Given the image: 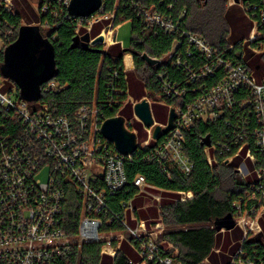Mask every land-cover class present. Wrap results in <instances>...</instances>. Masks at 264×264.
<instances>
[{"label":"built area","instance_id":"obj_1","mask_svg":"<svg viewBox=\"0 0 264 264\" xmlns=\"http://www.w3.org/2000/svg\"><path fill=\"white\" fill-rule=\"evenodd\" d=\"M71 2L0 0V51L12 42L20 24L36 25L49 32L52 19H82L76 35L89 34V46L100 44L108 50L122 46L117 41L120 21L131 20L134 15L143 31L173 36L168 52L161 56L146 53L157 60L156 64L147 63L144 53L140 57L159 69L154 97L171 102L174 126L163 131L169 119L165 124L154 120L147 126L134 110L135 118L144 126V137L139 139L136 119L125 118V127L137 135V149L128 156L103 135L102 125L107 119L104 107L120 105V111L133 100L122 86L135 69L134 53L129 48L123 49L122 62L111 68L107 99L83 105L72 116L60 113L54 99L18 98L16 83L0 74V115L4 116L0 120V264H62L74 243H102L101 254L115 257L123 239L131 242L141 258L139 262L130 259V264H184L177 259V250L172 251L173 244L160 238L164 229L160 220L148 223L139 218L132 200L124 201L119 210L110 199L127 185L125 165L137 153H143L146 162L157 163L169 176L173 166L189 174L194 164L185 153L186 131L197 122L220 119L228 129L215 144L205 147L207 161L210 166L217 161L230 166L239 160L236 168L244 177H252L250 198L256 199L250 207L243 208L240 202L236 205L235 226L243 231V237L229 264H264V258L249 256L243 248L246 238L261 237L264 241L260 222L264 215V75L257 76L227 50H219L203 35L186 30L182 26L186 11L174 13V3L160 0L167 9L163 11L143 0H102L98 11L83 18L70 13ZM244 8L252 23L248 38L252 42L264 35V0L244 3ZM24 9L38 19L21 17L20 23L10 20ZM95 25L101 29L93 36ZM98 36L104 37L102 43H94ZM253 51L260 53L258 48ZM171 69L176 73L171 75ZM56 90L58 83L53 80L43 88L45 94ZM124 94L127 98L123 100ZM145 98L150 104L152 96ZM137 102H133V108ZM157 125L162 130L155 138ZM45 168L46 181L40 176ZM70 184L81 200L76 239L66 233L63 224ZM134 184L142 195L160 201L144 175L138 174ZM192 196L191 191L181 192V200ZM132 219L135 226L129 223ZM115 223L122 224L123 229L106 228Z\"/></svg>","mask_w":264,"mask_h":264},{"label":"trees","instance_id":"obj_2","mask_svg":"<svg viewBox=\"0 0 264 264\" xmlns=\"http://www.w3.org/2000/svg\"><path fill=\"white\" fill-rule=\"evenodd\" d=\"M143 1L147 4L155 3L163 11L167 10L165 5H160V0ZM254 1L243 0L244 3ZM165 2L174 3V13L186 11V16L182 21V26L186 30L203 35L211 45L219 50H227L234 59L253 69L257 76H261V72H264V64H261L259 60L258 62L255 58L247 60L245 55L247 43L230 44L228 23L231 13H227V0H165ZM231 16L235 17L234 14ZM21 17L27 18V15L19 13L18 16L9 18L12 22L20 23ZM80 20H51V27L49 32L46 30V37L54 47L55 72L51 78L41 84V93L37 98L39 100L54 99L59 112L70 116L74 115L83 105L91 104L94 100L99 103L107 99L111 68L122 62L119 45L111 46L108 50H105L104 46L100 44L90 49H85L82 46L73 48L75 29ZM130 21L132 22V39L129 50L134 53L135 69L133 72L140 82L132 81L131 83L129 72L128 83L123 81L122 86L129 91L130 96L132 94L134 102L154 96L158 92L156 75L159 69L147 65L140 54L148 53L151 56H161L171 49L173 36L164 32L143 31L140 19L134 15ZM250 25L252 27L251 22ZM21 27L22 24L16 31L12 42L6 44L0 51V74H3L1 67L5 61V50L17 40ZM100 27V25L94 26L93 36L99 32ZM261 29L264 33V26ZM248 43L255 48L264 46V35ZM175 73L176 70H170L171 75ZM52 80L58 83V90L45 94L43 88ZM132 84L135 87L131 90ZM141 84H144L147 93H144V90L139 86ZM126 98L127 94L121 96L123 100ZM130 102L128 101L122 109L130 105ZM133 102L131 107H133ZM169 103L171 102L169 101ZM119 108L120 105H114L113 109L104 107L103 110L106 117L110 118L119 114ZM3 119L4 116L1 114L0 120ZM227 129L225 122L220 119L214 123L197 122L193 128L186 131L185 153L194 164V168L189 174H184L173 166L169 168V176L157 163L146 162L143 153H137L134 159L125 165L128 176L127 185L110 199L112 206L119 210L122 209L124 201L132 200L137 203L141 193L135 186L134 179L138 174L144 175L148 184L168 193L169 198L166 197L158 204V207L152 208L151 212L147 213L143 209L137 211V215L144 217L148 215L155 221L159 219L163 223L164 229L160 238L166 239L174 245V248L178 250L177 259L184 264L228 263L229 256L214 251L218 239L222 237V230L223 232L228 230L223 222L230 216L235 218L238 202L243 208L250 207L256 202V199L250 198L252 177L246 176L240 179L235 175V173H239L236 168L239 160H235L233 166H226L221 161L210 166L207 161L204 153L205 147L215 144ZM227 185L231 188L224 190L223 186ZM69 186L64 205L63 224L66 233L76 239L81 215V200L73 185ZM189 191L193 193V197L181 200V192ZM261 225L264 234V215ZM106 228L122 230L123 225L115 223ZM234 230H236L237 250L240 246V239L243 237V231L238 227H235ZM262 239L261 237L245 239L243 248L247 255L259 260L264 258V241ZM129 242L127 239L122 240L121 249L115 257L101 254L102 243L82 245L74 243L69 257L62 261V264H130L129 260L134 255L128 249ZM133 259L137 260V258ZM207 259L208 261L205 262Z\"/></svg>","mask_w":264,"mask_h":264},{"label":"water","instance_id":"obj_3","mask_svg":"<svg viewBox=\"0 0 264 264\" xmlns=\"http://www.w3.org/2000/svg\"><path fill=\"white\" fill-rule=\"evenodd\" d=\"M235 1L240 2V0ZM101 4L102 0H72L69 10L77 17L87 18L98 11ZM90 38L89 34L83 37L76 35L72 47L82 46L85 49H90L92 48L88 44ZM46 39L38 26L23 25L17 40L5 50V61L1 67L2 73L14 82L18 84L22 82L27 88L33 89V94L29 98L25 97L27 100H36L41 93V84L51 78L55 72L54 47L48 38ZM103 40V36H98L94 43H102ZM143 59L150 65L157 62L146 53L143 54ZM49 69L51 74L47 75ZM134 110L147 126L154 124L150 104L146 98L137 102ZM174 119L175 112L172 109L169 125L163 130L164 132L173 128ZM161 130L160 125L155 127V138L160 136ZM102 133L123 155H131L137 149V135L125 127V118L121 115L107 118L102 125ZM223 225L229 230L235 226V221L230 216L223 222Z\"/></svg>","mask_w":264,"mask_h":264},{"label":"rangeland","instance_id":"obj_4","mask_svg":"<svg viewBox=\"0 0 264 264\" xmlns=\"http://www.w3.org/2000/svg\"><path fill=\"white\" fill-rule=\"evenodd\" d=\"M228 1V0H227ZM229 12L231 14H234V16H229V23L227 21V23L229 24V28H230V34L228 37V40L230 42V44H236L237 42H243V43H247L246 46V51H245V55L248 61L252 60L253 58L256 59V61L258 62V60L261 62V64H264V46L261 45L259 49L260 53H255L253 51V49L255 48L253 45L248 43V38L251 35L252 32V27L250 25V20L246 14L245 8H244V2L243 0H241L239 3H235L233 6L229 7ZM226 10V11H227ZM23 14L27 15V19L28 21H33V20H37V16L33 15L32 12H30L27 9H24V11L22 12ZM42 35L44 37L45 40H47L46 38V30L44 28H42ZM131 39H132V22L130 20H122L120 21V25L118 28V32H117V41L122 43V46H120V52L123 51V49H128L131 45ZM251 71H253V69L250 68ZM50 69L47 72V75H50ZM261 75H264V72H261ZM130 82L132 83V81H139V78L137 77V75L131 71L130 74ZM140 82V81H139ZM16 83V82H15ZM20 84V85H19ZM16 83V87L18 88V98H29L30 95L33 94V89H29L27 88L25 85H23V83ZM143 90L144 93H147L146 88L144 86V84L139 85ZM135 87L132 84L131 90L132 88ZM156 94V93H155ZM132 97V94L131 96ZM130 105H128L127 107H125L124 109H121L119 111V115L123 116L124 118L131 120V119H136L135 118V112H134V108L131 107V104L133 102V100H130ZM150 108H151V112L153 115L154 120L157 123H161V124H165L168 122L169 119V115H170V105L168 102H161L159 100H157L154 96H152V98L150 99ZM136 128L137 130L140 131V140L144 137L143 135V129L144 126L142 123L138 122V120L136 119ZM141 142V141H140ZM233 166V165H232ZM244 167H243V171H244ZM245 172V171H244ZM235 175L242 179L244 178V174L242 173H235ZM41 179L42 180H47L48 177V168H45L42 173H41ZM231 188V186H223L224 190H229ZM263 211V209L261 210ZM224 235V232L222 230V234L221 236Z\"/></svg>","mask_w":264,"mask_h":264},{"label":"crops","instance_id":"obj_5","mask_svg":"<svg viewBox=\"0 0 264 264\" xmlns=\"http://www.w3.org/2000/svg\"><path fill=\"white\" fill-rule=\"evenodd\" d=\"M241 1V0H240ZM235 3H237L235 0H228V4H227V9H229V7L233 6ZM227 13L229 14V10L227 11ZM153 191L156 193V195L158 197H160V201H158L157 199H155L154 197L152 196H147V195H140V197L138 198V201L137 203H134L135 207L137 208L136 210V215H137V211H140V210H143L145 212H151V209L154 208V207H158V204L165 200L166 197L169 198L168 196V193H165L163 191V189L161 188H158V187H154ZM193 194V193H192ZM193 197V196H192ZM191 197V198H192ZM139 218H142V219H145L148 223H155V222H158L159 219H157V221L154 220L153 217L151 216H148L147 217H144L143 215L142 216H139L137 215ZM263 217V216H262ZM261 217V219H262ZM155 221V222H154ZM261 222V220H260ZM132 226H135L136 225V221L135 220H130L129 222ZM236 226H234L233 228L229 229V230H226L224 231V235L222 237H220L217 241V245L216 247L214 248V251L216 253H223L227 256H229V262L226 263V264H229L231 259H232V256L233 254L235 253L236 251V246H237V240H236V235H235V229ZM240 229V228H239ZM128 240V239H127ZM129 241V240H128ZM130 244V245H129ZM128 245V249H130L132 251V254L134 255V257H132L131 259L135 262H139L141 260L137 250L135 249V247L129 242ZM177 250L176 248H174V245H173V249L172 251H175ZM178 253V250L176 251V254ZM133 258H137V260L133 259ZM208 259L205 261L207 262ZM223 264V263H222Z\"/></svg>","mask_w":264,"mask_h":264}]
</instances>
